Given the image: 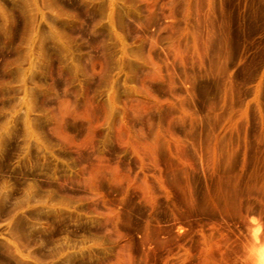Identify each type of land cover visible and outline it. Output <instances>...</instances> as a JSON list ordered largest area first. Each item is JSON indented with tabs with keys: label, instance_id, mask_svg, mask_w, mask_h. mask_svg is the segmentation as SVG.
Returning a JSON list of instances; mask_svg holds the SVG:
<instances>
[{
	"label": "rangeland",
	"instance_id": "rangeland-1",
	"mask_svg": "<svg viewBox=\"0 0 264 264\" xmlns=\"http://www.w3.org/2000/svg\"><path fill=\"white\" fill-rule=\"evenodd\" d=\"M0 264H264V0H0Z\"/></svg>",
	"mask_w": 264,
	"mask_h": 264
}]
</instances>
